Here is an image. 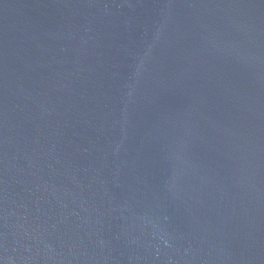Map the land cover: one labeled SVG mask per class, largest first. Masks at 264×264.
Returning <instances> with one entry per match:
<instances>
[{
	"label": "water",
	"instance_id": "water-1",
	"mask_svg": "<svg viewBox=\"0 0 264 264\" xmlns=\"http://www.w3.org/2000/svg\"><path fill=\"white\" fill-rule=\"evenodd\" d=\"M0 264H264V0H0Z\"/></svg>",
	"mask_w": 264,
	"mask_h": 264
}]
</instances>
